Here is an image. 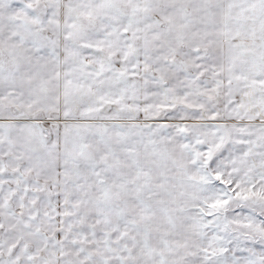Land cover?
I'll return each mask as SVG.
<instances>
[{
	"label": "snow or ice",
	"instance_id": "1",
	"mask_svg": "<svg viewBox=\"0 0 264 264\" xmlns=\"http://www.w3.org/2000/svg\"><path fill=\"white\" fill-rule=\"evenodd\" d=\"M0 264H264V0H0Z\"/></svg>",
	"mask_w": 264,
	"mask_h": 264
}]
</instances>
